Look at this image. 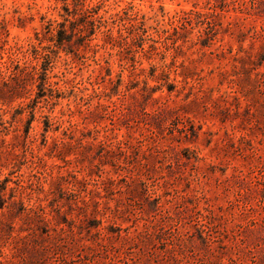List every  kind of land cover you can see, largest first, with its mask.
<instances>
[{
	"label": "rangeland",
	"instance_id": "1",
	"mask_svg": "<svg viewBox=\"0 0 264 264\" xmlns=\"http://www.w3.org/2000/svg\"><path fill=\"white\" fill-rule=\"evenodd\" d=\"M113 1L208 23L107 76L42 40L61 3L0 0L2 60L36 35L52 58L33 119L34 84L0 105V264H264V0Z\"/></svg>",
	"mask_w": 264,
	"mask_h": 264
},
{
	"label": "trees",
	"instance_id": "2",
	"mask_svg": "<svg viewBox=\"0 0 264 264\" xmlns=\"http://www.w3.org/2000/svg\"><path fill=\"white\" fill-rule=\"evenodd\" d=\"M53 1L54 3L50 4L48 8L55 10L58 3H61L64 13L59 16L62 21L41 17L45 31L42 40L51 42L57 49L70 48L74 42L77 43V47L86 50L85 53H88L89 56L66 49H63L64 52L72 54L81 65H86L88 60H91L97 66L92 71L104 69L109 72L107 76H110V70L107 66L102 65V61L108 64L105 56H112V52L116 48L123 49L125 46H134L138 49V53L145 56L144 36H148L149 31L177 35L180 34V31L193 30L198 26L197 24L206 25L208 23L202 20L203 15L194 9L180 10L169 15L159 8V12L152 11L151 14H146L137 10L131 2L121 7L118 5V1H113L110 4L109 0L93 2L89 0V3L87 0ZM32 4L35 5V0H32ZM193 18H197L194 23ZM198 31L204 30L198 28ZM97 36L99 41L92 44ZM128 37H134L136 40L127 42L126 38ZM36 39L39 41L37 45L32 42L25 46L15 43L3 49L7 54L6 60H2V56H0V105L6 106L13 95L23 96L28 93L27 86L34 84L37 92L32 99L34 103L30 112L32 119L36 104L39 103L42 96H45L44 90L48 84L47 72L52 68V58L47 51L49 47L40 46L42 41L37 35ZM101 51H103L102 54H100ZM120 52L118 50L115 55ZM136 63L141 64L133 54L125 65H121V72L128 66L135 69ZM109 79L111 80V78ZM120 80L121 75H119ZM117 92L119 93L118 90ZM0 110L2 109L0 108ZM45 128L48 129V125Z\"/></svg>",
	"mask_w": 264,
	"mask_h": 264
}]
</instances>
